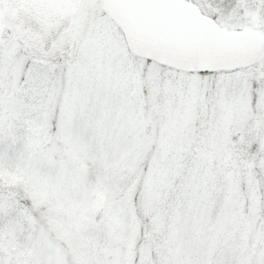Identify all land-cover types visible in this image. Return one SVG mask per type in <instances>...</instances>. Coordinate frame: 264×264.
<instances>
[{"label": "snow or ice", "instance_id": "1", "mask_svg": "<svg viewBox=\"0 0 264 264\" xmlns=\"http://www.w3.org/2000/svg\"><path fill=\"white\" fill-rule=\"evenodd\" d=\"M0 264H264V0H0Z\"/></svg>", "mask_w": 264, "mask_h": 264}, {"label": "rangeland", "instance_id": "2", "mask_svg": "<svg viewBox=\"0 0 264 264\" xmlns=\"http://www.w3.org/2000/svg\"><path fill=\"white\" fill-rule=\"evenodd\" d=\"M18 135L22 137L16 148V153L11 164L13 168L15 165L23 160L22 151L24 144V133L21 130ZM52 152L54 153L53 161L58 160L60 153L63 152V145L57 143L50 146ZM58 166L55 162L50 161H39L35 160L32 162L30 169L29 178H19L23 183H29L30 194L35 196L36 205L39 207L41 214L45 217V222L47 223L49 212L52 206V202L57 198L58 194H63L67 192L70 199L74 203H79L83 201L86 196H91L96 199L98 196H103V192H89L86 193L83 187L79 186H67L65 188H59L56 183V177L58 176ZM98 182H103L104 184H110V178H106L104 174L94 165L89 166L88 174L85 177V183L90 187H95ZM21 183V187L23 186ZM99 219V217H97ZM68 223L67 216H53L52 223L49 225L51 231L48 233V239L50 243H53L56 247L61 249H69L73 242V237L64 232L62 225ZM102 234H97L99 238Z\"/></svg>", "mask_w": 264, "mask_h": 264}]
</instances>
